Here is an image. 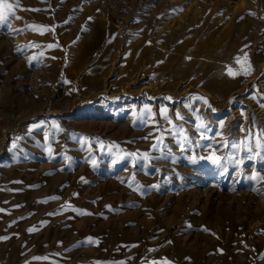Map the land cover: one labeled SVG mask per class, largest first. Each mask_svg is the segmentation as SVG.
<instances>
[{"label": "rangeland", "instance_id": "obj_1", "mask_svg": "<svg viewBox=\"0 0 264 264\" xmlns=\"http://www.w3.org/2000/svg\"><path fill=\"white\" fill-rule=\"evenodd\" d=\"M3 16L0 264H264V0Z\"/></svg>", "mask_w": 264, "mask_h": 264}, {"label": "snow or ice", "instance_id": "obj_2", "mask_svg": "<svg viewBox=\"0 0 264 264\" xmlns=\"http://www.w3.org/2000/svg\"><path fill=\"white\" fill-rule=\"evenodd\" d=\"M17 6H18V0H17ZM7 7L9 8V9H11L12 8V5L11 4H9V5H7ZM3 9H4V0H0V20H3L4 19V16H3ZM33 27V30H38V28H37V26H32ZM40 28H44V26H39ZM46 30V29H45ZM52 45H49V47H51ZM231 71V70H230ZM233 75H236V73H232ZM245 74H247V73H245ZM262 145L260 144V141L259 140H257V142H256V147H261ZM232 147H237V145L235 144V143H233L232 144ZM249 152H251L252 151V149L249 147L248 149H247ZM209 159H214V162L215 163H217V164H219L220 163V161H221V157H219V156H215V155H213V157H209Z\"/></svg>", "mask_w": 264, "mask_h": 264}, {"label": "built area", "instance_id": "obj_3", "mask_svg": "<svg viewBox=\"0 0 264 264\" xmlns=\"http://www.w3.org/2000/svg\"><path fill=\"white\" fill-rule=\"evenodd\" d=\"M71 194H73V191L71 190V192H70Z\"/></svg>", "mask_w": 264, "mask_h": 264}]
</instances>
